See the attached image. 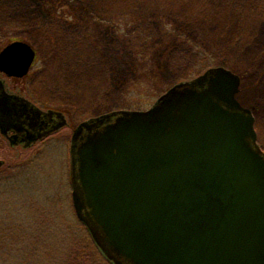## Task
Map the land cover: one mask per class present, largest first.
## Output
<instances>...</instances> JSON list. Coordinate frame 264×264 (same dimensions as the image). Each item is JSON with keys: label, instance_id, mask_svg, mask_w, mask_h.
<instances>
[{"label": "water", "instance_id": "95a60500", "mask_svg": "<svg viewBox=\"0 0 264 264\" xmlns=\"http://www.w3.org/2000/svg\"><path fill=\"white\" fill-rule=\"evenodd\" d=\"M34 58L30 43L10 41L0 72L23 77ZM239 84L228 68L210 67L147 109L103 113L73 130L72 205L114 264H264V150ZM15 117L33 141L67 124L0 79V124Z\"/></svg>", "mask_w": 264, "mask_h": 264}, {"label": "rangeland", "instance_id": "374dc122", "mask_svg": "<svg viewBox=\"0 0 264 264\" xmlns=\"http://www.w3.org/2000/svg\"><path fill=\"white\" fill-rule=\"evenodd\" d=\"M143 5L185 18L193 30L190 37L201 36L203 46L175 41L166 47L173 31H158L159 19L152 12L154 31L138 38L132 31H116L113 23L91 20V14H98L123 24L119 15ZM153 34L159 47L150 57L137 56L134 44L149 46ZM13 39H24L36 50L30 73L18 80L17 89L65 112L67 124L8 152V162L14 156L17 161L0 169V179H11L0 185V217L8 213L17 226H29L35 245L22 242L0 249V264L58 263L70 239H78L66 213L85 233L71 198L73 130L105 112L150 107L191 66L175 60L180 51L189 49L195 57L202 48L223 51L219 64L208 68L223 66L240 77L236 98L252 112L264 150V0H0V49ZM42 209L50 214L36 216Z\"/></svg>", "mask_w": 264, "mask_h": 264}, {"label": "trees", "instance_id": "16d2710c", "mask_svg": "<svg viewBox=\"0 0 264 264\" xmlns=\"http://www.w3.org/2000/svg\"><path fill=\"white\" fill-rule=\"evenodd\" d=\"M140 8L137 6L134 8V11L119 15L117 18L119 20H123L124 21V22L122 21L123 24L117 23L116 19L114 20L110 16L100 17L98 14L95 15L91 14V20L96 21L97 23H105V22L110 24L113 23L111 25H115L118 27L117 30L115 29L116 31H126L127 33H129V31H132V34H135V36L138 38L139 36L145 35L143 31H154L152 25V21H153L152 13H154L159 19L158 23H160L158 25V31H173L171 33V36H169L168 40L164 41V43L167 44L165 45L166 47H169L170 45L168 44L175 41H180L181 43H185L192 47L203 46L201 36H199L198 38L190 37L193 35L189 31H193V30L189 27L190 25L185 18L177 17L175 13L171 11L166 12V10H159L157 12H153L151 9L147 8L144 5L141 6ZM160 25H161V29H159ZM148 37L149 38L151 37V42L148 43L149 46L142 47L141 46L142 43L140 41L134 44L133 49H135V54L137 56L140 54V56L144 55V57L145 56L150 57L151 56L150 53L155 52L156 49L159 47V45H157V42L155 41L156 39L155 34H153L152 36L148 35ZM209 49L202 48L200 50L199 57L193 56V53H190L191 51L189 49L186 50L187 52L186 51L179 52L175 60L182 59L184 64L186 65L191 64V66L187 68L184 77H182L180 81H188L189 78L193 76H197L203 70L208 68L210 63L219 64V62L222 59L221 55L223 51H221L220 48L217 46L210 47ZM152 64L153 62L151 63V66ZM231 69L234 70L232 66ZM10 180L11 179L9 178L0 179V185ZM44 214H50V213L45 211L44 209L37 210L36 216L44 215ZM66 215L68 220L70 222L72 221L70 225L74 228L75 233L78 235V239H72V240L70 239L66 253L58 260L59 262L56 264H113L96 246L85 224L82 223V225H84L86 228L85 233L82 234L81 232L83 230L81 229L79 223L76 224L71 219L69 214L66 213ZM9 216L10 214L7 213L5 214V216H3L2 219L0 217V249L6 250L7 248H11L14 245L17 246L18 243H22V242H27L29 246L31 245L34 246L35 239L34 238L32 240L29 239V237H33V234L30 233V227L27 225L17 226V222L13 223L10 220ZM42 254L45 257L48 258L50 257V252L48 250H44ZM51 261L54 264V260ZM32 264H46V263L42 261H37Z\"/></svg>", "mask_w": 264, "mask_h": 264}, {"label": "flooded vegetation", "instance_id": "af4514ba", "mask_svg": "<svg viewBox=\"0 0 264 264\" xmlns=\"http://www.w3.org/2000/svg\"><path fill=\"white\" fill-rule=\"evenodd\" d=\"M29 73L30 72H28V74ZM26 76H24V77H26ZM0 79H1V83L3 85V89L8 94H13L14 96H17V95L24 96L25 98L30 100L33 104L39 106L42 110L49 109L48 107L43 106V104L38 103L37 101H35L34 99L30 98L29 96L23 94L20 91V89H17V82L21 78H17L15 76H8L5 73L0 72ZM53 109L59 110V109H56V108H53ZM59 111H61V110H59ZM16 123H17V118L15 117L13 123H3V122H1V124H0V161H1L0 169L2 167H4V166H8V165H10L12 163H15L17 161L16 160L17 157L14 156L13 157L14 160L8 162V160H7L8 158L7 157L9 156L8 152H10L9 151L10 149L17 148V145H24L26 147V146L35 144L38 141H41L44 138H46L49 134L55 132V131L49 132V133L45 134L44 136H42L41 138H38V139L33 141V140H31V134L28 131H26V130L18 131L17 130ZM47 123H48V126H50L49 121ZM60 129H58V130H60ZM58 130H56V131H58ZM29 134H30V138H29ZM35 134H38V132L36 130L33 131L32 137H34Z\"/></svg>", "mask_w": 264, "mask_h": 264}]
</instances>
